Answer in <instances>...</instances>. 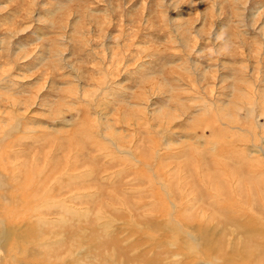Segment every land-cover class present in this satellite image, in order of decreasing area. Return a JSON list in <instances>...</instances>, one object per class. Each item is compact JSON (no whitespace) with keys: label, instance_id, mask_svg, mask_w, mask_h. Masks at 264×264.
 <instances>
[{"label":"rangeland","instance_id":"374dc122","mask_svg":"<svg viewBox=\"0 0 264 264\" xmlns=\"http://www.w3.org/2000/svg\"><path fill=\"white\" fill-rule=\"evenodd\" d=\"M0 264H264V0H0Z\"/></svg>","mask_w":264,"mask_h":264}]
</instances>
